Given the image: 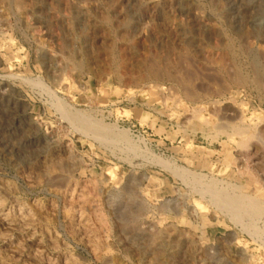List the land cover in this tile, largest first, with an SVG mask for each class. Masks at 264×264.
I'll use <instances>...</instances> for the list:
<instances>
[{"label":"rangeland","instance_id":"1","mask_svg":"<svg viewBox=\"0 0 264 264\" xmlns=\"http://www.w3.org/2000/svg\"><path fill=\"white\" fill-rule=\"evenodd\" d=\"M263 47L264 0H0V264H264L203 193L264 203Z\"/></svg>","mask_w":264,"mask_h":264},{"label":"bare ground","instance_id":"2","mask_svg":"<svg viewBox=\"0 0 264 264\" xmlns=\"http://www.w3.org/2000/svg\"><path fill=\"white\" fill-rule=\"evenodd\" d=\"M252 46V45H251ZM261 46V45H260ZM264 48V47H263ZM252 49V48H251ZM256 49V48H255ZM258 50H259V48H257ZM260 51V50H259ZM251 59H253V58H251ZM259 62V61H258ZM257 63V62H256ZM256 66V65H255ZM262 68V67H261ZM259 69V68H258ZM257 69V70H258ZM256 70V69H255ZM240 71V70H239ZM234 72V71H233ZM237 72V71H236ZM257 72V71H256ZM259 72H260V70H259ZM262 73V72H261ZM245 75V74H244ZM259 75V74H258ZM264 76V75H263ZM251 77V76H250ZM249 77V78H250ZM248 78V77H247ZM260 78V77H259ZM254 79V78H253ZM237 80V79H236ZM256 80H257V78H256ZM238 83L240 82L241 84L242 83H246V79H245V77L243 78V77H241V75L239 74V76H238ZM262 81V80H261ZM239 83V84H240ZM250 83V82H249ZM259 83V82H258ZM246 85H248V84H245V86ZM243 86V85H242ZM244 86V87H245ZM254 86V85H253ZM255 88V87H254ZM58 100V99H57ZM67 109V108H66ZM198 110H202V109H198ZM60 111L62 112V114H63V116H65L66 118H67V120H69L70 122L69 123H73V125L74 126H77V125H79L80 126V123H82L81 121L83 120V119H81V118H78L79 116H75V115H73V113L71 112V114L70 113H68L65 109H64V107H62V106H60ZM198 112V111H197ZM239 112V111H238ZM193 113H195V112H193ZM240 113V112H239ZM76 114H78L77 112H76ZM196 114V113H195ZM194 114V115H195ZM83 115H85V114H83ZM193 115V114H192ZM200 115V114H199ZM199 115H197L198 117H199ZM241 115V114H240ZM89 116V115H88ZM92 116V115H91ZM187 116H188V114H187ZM202 116V115H201ZM200 116V117H201ZM190 117V116H189ZM239 117V116H238ZM85 119H88V118H86V117H84ZM186 118V117H185ZM190 118H192V117H190ZM203 118V117H202ZM201 118V119H202ZM255 118V117H254ZM90 119L91 118H89V121H90ZM193 119V118H192ZM191 119V120H192ZM257 119V118H256ZM93 120V119H92ZM198 120L200 121V119L198 118ZM98 120H96V122H97ZM91 122V121H90ZM255 122H257V121H255ZM86 123V122H85ZM207 123V122H206ZM231 123V122H230ZM84 124V123H83ZM89 123H87V125H88ZM95 124V123H94ZM103 124V123H102ZM200 124L202 125V123L200 122ZM203 124H204V121H203ZM225 124H227V123H225ZM232 124V123H231ZM237 124V123H236ZM91 126V125H90ZM98 126V125H97ZM193 126V125H192ZM232 126H235V127H233V129H234V131L238 134V135H240V136H242V138L244 139L243 140V143H242V147L243 148H246L247 147V145L250 143V142H253V143H255V145L257 146V145H264V121H261V122H258V123H256V124H254L253 122L251 123L250 122V124H248V120H246V118H245V116L244 115H241V117H240V119H239V121H238V125H235L234 123H233V125ZM100 127V126H99ZM106 127V126H105ZM109 127V126H108ZM204 127V126H203ZM223 127V126H222ZM231 127V126H230ZM229 127V128H230ZM215 128V127H214ZM253 129L254 131H255V133L254 134H252L251 135V137L250 138H246V133H247V131H249L248 129ZM101 129H103V128H101ZM109 129V128H108ZM108 129H107V132H108ZM114 129V128H113ZM204 129V128H203ZM232 130V129H231ZM93 131H95V130H93ZM99 131V130H98ZM112 131V129L110 130V132ZM209 131V130H208ZM223 131V130H222ZM86 132V131H85ZM106 132V131H105ZM102 133V132H101ZM89 134V133H88ZM109 134V133H108ZM111 134V133H110ZM94 135V134H93ZM92 136V135H91ZM101 136H103V135H101ZM105 136V135H104ZM96 137V136H95ZM98 137V136H97ZM96 137V138H97ZM119 137V136H118ZM111 138V137H110ZM102 140H104L103 138H101ZM235 139V138H234ZM233 139V140H234ZM111 140V139H110ZM112 140H113V137H112ZM111 140V141H112ZM118 140V139H117ZM238 140V139H237ZM105 141V140H104ZM126 141V140H125ZM232 141V140H231ZM102 142V141H101ZM118 142V141H117ZM122 142V141H121ZM103 143V142H102ZM109 144H110V142H108ZM112 143H113V141H112ZM114 143H116V141H114ZM128 143V142H127ZM121 144H124V143H121ZM238 144H240V143H238ZM112 145V144H111ZM250 145H252V144H250ZM125 146H126V144H125ZM127 146H128V144H127ZM122 147V146H121ZM131 147H133V146H131ZM126 148V147H125ZM239 148V147H238ZM249 148V147H248ZM247 149V148H246ZM251 149V148H250ZM262 149V148H261ZM135 150V149H134ZM253 150V149H252ZM239 152H240V150H239ZM132 153V152H131ZM242 153H243V151H242ZM241 153V154H242ZM247 153H248V151H247ZM251 155V154H250ZM242 158V157H241ZM248 159H250V158H248ZM162 163L164 162V161H161ZM245 162V161H244ZM166 163V162H165ZM248 164V163H247ZM161 165V164H160ZM176 165V164H175ZM214 165V164H213ZM212 165V166H213ZM162 166H164V168H166V169H168V170H170L172 173H174V174H176L177 172H176V170L175 169H173V168H171L172 167V165H171V167L169 166V165H167V164H163ZM248 170V169H247ZM189 171V170H188ZM187 171V172H188ZM179 172H180V170H179ZM178 172V173H179ZM186 172V171H185ZM191 172V171H190ZM210 172V171H209ZM219 172V171H218ZM218 172H216V173H218ZM177 173V174H178ZM215 173V172H214ZM190 174V173H189ZM107 175V174H106ZM110 175V172H109V174L107 175V176H109ZM187 175V174H186ZM192 175V174H191ZM197 175V174H196ZM180 176H182V178L185 176V173L183 172V170H182V172L181 173H179V177ZM199 176V175H198ZM191 177V176H190ZM111 178H114V177H112L111 176ZM188 178V177H187ZM185 179V178H184ZM185 180H187V179H185ZM194 181L197 183V184H203L204 182H203V180H202V178H199V177H194ZM96 182V181H95ZM99 182V181H98ZM97 182V183H98ZM187 182H188V180H187ZM191 182H192V180H191ZM208 182V181H207ZM206 182V183H207ZM95 184V183H94ZM190 184V183H189ZM223 184V183H222ZM224 184H226V183H224ZM192 185H193V183H192ZM200 185V186H201ZM188 186V185H187ZM189 186H191V185H189ZM194 186V185H193ZM199 186V187H200ZM222 186V185H221ZM224 186V185H223ZM232 186V185H231ZM198 187V186H197ZM204 187V186H203ZM238 188V187H237ZM236 188V189H237ZM239 188H240V186H239ZM204 188H202V190H203ZM241 189V188H240ZM95 190V189H94ZM199 190V189H198ZM190 191H191V189H190ZM91 192V191H90ZM198 193V192H197ZM202 193V192H201ZM203 193H205V194H208L209 195V197L214 201V203H215V205L219 208V209H221V210H224L225 212H227L228 214H230L232 217H233V219L236 221V222H240V223H242L243 225H244V227H246V229H249V230H251L253 233H258V230H257V228H256V224L254 225V220H256V219H258V218H261L262 217V219H263V217H264V203H262V200H259V199H253V198H250V197H248V196H246V195H244V194H241L239 191H237V190H234V188L233 189H228V187L227 188H218V186H216V184H215V182L213 183H211V182H209V184L208 185H206V188H205V190L203 191ZM204 194V195H205ZM199 195V194H198ZM204 195L202 194V196L204 197ZM203 197H202V199H203ZM208 197V196H207ZM209 199V198H208ZM155 200V199H154ZM160 200V199H159ZM161 201V200H160ZM209 203H211V202H209ZM1 204V203H0ZM85 204H88V203H85ZM199 204V203H198ZM166 205V204H165ZM168 205V204H167ZM95 206V205H94ZM196 206H198V205H196ZM92 207V206H91ZM90 207V208H91ZM203 207H202V205L201 204H199V210H202L203 211ZM2 211V210H1ZM5 213V212H4ZM10 215V214H9ZM81 215V214H80ZM227 215V214H226ZM24 216V215H23ZM32 216V215H31ZM2 217V216H1ZM30 217V216H29ZM28 217V218H29ZM86 217V216H85ZM4 218V217H3ZM84 218V217H83ZM244 218H246V222H244L243 221V219ZM248 218V219H247ZM6 219H8V217H6ZM30 219V218H29ZM29 219H27V220H29ZM85 219V218H84ZM10 220V219H9ZM35 220H37V219H35ZM245 220V219H244ZM12 221V220H11ZM16 221V220H15ZM24 221H25V219H24ZM32 221V220H31ZM258 221V220H257ZM88 222V221H87ZM244 222V223H243ZM25 223V222H24ZM32 223V222H31ZM16 224V223H15ZM15 224H13V225H15ZM22 224V223H21ZM35 226H36V223H33ZM237 224V223H236ZM5 225V224H4ZM17 225V224H16ZM28 226L30 225V223L29 224H27ZM239 225V224H238ZM19 226V225H18ZM21 227V226H20ZM30 227V226H29ZM241 228V227H240ZM25 229V228H24ZM27 229V228H26ZM170 229H172V228H170ZM245 229V228H244ZM245 229V230H246ZM259 229V228H258ZM35 230V229H34ZM42 230V229H41ZM175 231H176V229H175ZM248 231V230H247ZM33 232V231H32ZM35 232H36V230H35ZM161 232V231H160ZM91 233V232H90ZM166 233H167V231H166ZM170 233H172L171 232V230H170ZM161 234V233H160ZM163 234V233H162ZM256 234H255V237H256ZM183 235V234H182ZM258 236H259V234H258ZM257 236V237H258ZM262 237V236H261ZM38 239V238H37ZM35 241H36V239H35ZM240 244V243H239ZM17 247V246H16ZM200 247V246H199ZM199 247H197V248H199ZM14 248V247H13ZM15 249V248H14ZM201 250H203V249H201ZM207 251V249H205V252ZM246 253V252H245ZM37 254V253H36ZM244 254V253H243ZM41 255V253L39 254V256ZM39 256H38V258H39ZM37 259V258H36ZM41 259V258H40ZM43 260V259H42ZM69 260H71V259H69ZM2 262V261H1ZM66 264H67V261L65 262ZM7 264V263H6ZM75 264V263H74Z\"/></svg>","mask_w":264,"mask_h":264}]
</instances>
